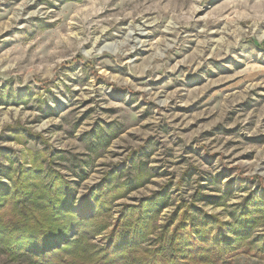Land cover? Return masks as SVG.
<instances>
[{"label": "clouds", "instance_id": "obj_1", "mask_svg": "<svg viewBox=\"0 0 264 264\" xmlns=\"http://www.w3.org/2000/svg\"><path fill=\"white\" fill-rule=\"evenodd\" d=\"M0 264H264V0H0Z\"/></svg>", "mask_w": 264, "mask_h": 264}]
</instances>
